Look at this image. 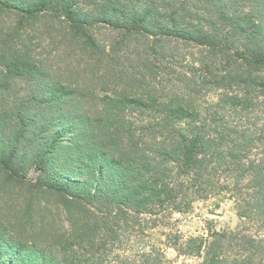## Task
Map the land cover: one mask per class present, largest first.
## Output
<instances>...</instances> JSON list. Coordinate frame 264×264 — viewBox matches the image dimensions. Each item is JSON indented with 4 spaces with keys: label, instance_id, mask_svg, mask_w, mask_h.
Segmentation results:
<instances>
[{
    "label": "trees",
    "instance_id": "16d2710c",
    "mask_svg": "<svg viewBox=\"0 0 264 264\" xmlns=\"http://www.w3.org/2000/svg\"><path fill=\"white\" fill-rule=\"evenodd\" d=\"M2 14L18 26H0V172L39 222L0 215V264H172L167 247L182 264H264V236L174 228L197 197L233 189L264 229V0H0ZM46 19L81 76L15 45Z\"/></svg>",
    "mask_w": 264,
    "mask_h": 264
},
{
    "label": "rangeland",
    "instance_id": "374dc122",
    "mask_svg": "<svg viewBox=\"0 0 264 264\" xmlns=\"http://www.w3.org/2000/svg\"><path fill=\"white\" fill-rule=\"evenodd\" d=\"M0 20V26H6L5 29L9 31H11L10 26H13L14 29V26L17 25L15 23L16 16L13 14H2ZM24 27L25 26H23V28ZM61 29L62 28L56 24V21L53 19L36 21L34 25H30V28L16 33L17 35L14 38L15 45L18 48L26 46L30 51L32 50V54H34L36 58L48 60V63L56 70L65 71V64L67 62V71L72 73L75 70V75H78V72L82 70L81 64L73 53L69 54V49H67V38L63 33L64 30ZM111 33L110 30L105 28L102 29V35L106 38H108V36L110 37ZM111 35L113 38L117 36L115 33ZM170 71L171 70L168 69V74ZM81 75L82 73L80 71V76ZM169 76L172 77L173 75H164V78L166 77L168 79ZM174 79L175 77H172V80ZM95 83L99 84L97 89L98 92L101 91L103 94H108V92L104 91L105 85L103 82L96 80ZM169 84L172 83L170 82ZM22 86H25L24 82L15 84V90L19 95H23L26 92L25 89H20ZM116 87L122 88L123 86L116 85ZM111 88H113V86ZM90 103L94 106L93 100ZM257 121L258 124L264 123V112L261 113L259 110L257 111ZM38 174L39 171L36 168H32L28 173V180L34 181ZM220 177H222L220 183L230 184V188L234 186L236 182L235 176L232 173L219 175V178ZM248 181V178H245L240 182V185H246ZM245 195L246 194H243L242 196ZM23 197H25L24 193L23 191L22 194L20 193L18 186L4 185V174L0 172V215L9 217V219L14 222V220H20L21 217L28 216L31 212L30 215L32 219L39 222V205L36 206L31 204L33 208L29 210L27 206H30V204L26 202V198ZM43 199H45L42 203L43 205L47 202L46 205L56 210V204L53 202L55 199L54 197H43ZM237 202L238 196L233 189H218L208 198L197 197L189 212L174 214L176 220L174 222V228L180 232L183 238L207 236L209 230H240L256 236H264V229L259 228L257 221H250L239 215L240 211ZM58 208L61 209V206ZM62 214L63 215H60V218H58V222L61 226H66L67 221L65 220L64 212ZM36 226H38V224ZM164 230L162 226H159L152 231L153 237L160 244L165 240V235L163 234ZM166 251L168 257L173 260L172 264H182L183 261H186L185 257L178 256L174 248L167 247ZM188 262L193 263L195 259H189Z\"/></svg>",
    "mask_w": 264,
    "mask_h": 264
}]
</instances>
